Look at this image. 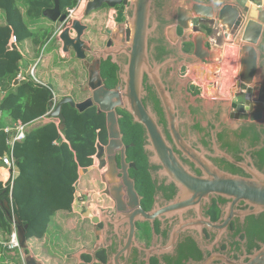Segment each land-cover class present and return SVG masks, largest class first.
<instances>
[{
  "label": "flooded vegetation",
  "instance_id": "1",
  "mask_svg": "<svg viewBox=\"0 0 264 264\" xmlns=\"http://www.w3.org/2000/svg\"><path fill=\"white\" fill-rule=\"evenodd\" d=\"M197 1L200 0H185V3ZM174 2L154 0L151 19L152 24L157 23V27L150 38L149 49L153 62L162 63L172 57L177 58L166 64L162 70V77L174 100L180 138L173 136L165 107L156 87L147 76L144 79L143 103L156 117L177 158L192 173L202 176L203 170L183 149L184 144L203 153L220 169L231 172L229 170L234 168L236 173H231L248 176L243 168L224 157L216 156V146L236 162L248 165L252 163L259 169L254 151L264 144V133L259 139L262 145L253 146L251 140L255 138V128L251 127L249 131L247 128L252 124L257 126L259 131L264 129V51L259 52L257 56L258 66L252 81L254 83L247 85L240 79L242 52L246 46H239L241 54L238 57L240 64L236 74L237 83L226 91V84L221 86L217 81L218 94L215 97L207 96L204 85L187 75L188 68L182 64L185 60L183 54L190 51L189 45L183 44L180 48H175L170 42L169 32L175 27L174 18L178 11ZM124 7L125 5L115 8L104 6L95 15L92 12L86 21L89 24L88 32L95 39L101 38L102 41L108 39L106 30L110 28L104 25L103 30L97 29L100 23L105 24L109 19L111 10L116 11L115 17L118 10H127L128 7ZM126 15L129 16L130 13L127 11ZM127 19L126 17L124 20L125 24ZM182 31L178 26L175 34L181 35ZM218 31L219 35L221 33L222 35L216 39L215 46L217 44L220 46L224 39L227 42H236L235 38L223 36L224 29ZM92 43L94 45L95 40ZM206 46L212 50L214 43L208 42ZM245 56L249 57L248 52ZM89 59L92 60L93 57ZM121 61L125 62V58L122 57ZM201 63L209 62L204 60ZM118 78L117 87L121 82L119 70ZM119 109L124 107L118 108L117 114ZM258 110L261 117L253 120L252 116L256 117ZM132 120L142 127L144 137L142 150L130 149L136 146L135 143H125L121 133L123 145L116 150L112 166L109 167L108 163H105L102 168L100 167L107 154L104 152L97 158L99 152L97 150L93 168L81 176L85 199L88 204L96 203L91 210L87 209L95 217L100 218V222L93 223L90 218H84L86 210H83L79 216L75 215L79 218V227L74 237L86 243L85 247L90 250L97 243L103 244L96 252L95 261L89 254L83 256L85 263L116 264V256L119 253H122L119 257L121 264H226L223 260L216 259V255L223 256L229 261L247 262L249 256L264 243V213L244 217L235 215L227 226L218 228L216 225L221 226L225 222L230 201L215 193L209 195L207 199L194 200L177 211L165 212L170 204L181 197L179 196L181 188L171 180L170 174L165 173L162 165L152 161L153 153L146 147L149 143L146 129L142 124L135 122L133 117ZM240 135L247 137L240 138ZM107 144L108 141L104 145ZM229 149H236V152L232 153ZM231 164L235 167H231ZM112 187L119 193L125 208L119 209L118 200L111 195ZM134 200L137 204L131 208L130 202ZM247 209L248 205L244 202L235 206L237 211ZM135 210L150 213L152 217L144 219L136 216L133 229L128 215ZM131 235L133 236L131 246L127 250L126 244ZM102 254L106 256L105 261L101 260Z\"/></svg>",
  "mask_w": 264,
  "mask_h": 264
},
{
  "label": "water",
  "instance_id": "2",
  "mask_svg": "<svg viewBox=\"0 0 264 264\" xmlns=\"http://www.w3.org/2000/svg\"><path fill=\"white\" fill-rule=\"evenodd\" d=\"M85 1L88 3L84 18L104 6L115 8L123 6L126 2L128 8L126 11H117L114 17L116 26L106 30L108 39L102 50H96L92 41L85 39L89 24L84 23L83 19L67 21V14L61 10L60 0H55V6L44 11V16L50 21L63 25L56 36L61 42L62 51L69 55L74 53L77 59L84 62L88 70V82L84 89L91 94L80 102H76L72 96H64L58 103L53 100L50 103L51 111L48 113V117L60 120V129L63 130L66 127V118L63 114L65 104H70L81 112L89 107L97 106L99 114L106 116L108 132V144L106 146L101 143L98 144L97 158L106 152L107 157L102 160L100 167L102 168L105 163L111 167L116 150L123 145L117 109L124 107L135 122L145 127L149 142L146 147L153 153L152 161L162 165L165 173L170 174L171 180H174L181 188L179 194L181 197L170 204L164 210L165 212L177 211L194 200L207 199L209 195L215 193L230 201L225 222L221 226L216 225L218 228L227 226L235 215L244 217L264 213V172L252 163L248 165L236 162L230 155L216 146V156L224 157L231 163L243 168L248 176L233 174L213 165L203 153H199L184 144L183 149L187 151L192 161L203 170L202 176L195 175L177 158L162 128L158 125L156 117L145 107L143 92L144 79L147 76L151 84L156 87L165 107L173 136L177 139L180 138L174 100L162 77V70L166 64L169 61H175L177 58L172 57L159 63L153 62L150 56L149 41L157 27V23L152 24L151 19L154 0ZM174 1L175 9L178 8V11L174 18L175 27L169 32V39L175 48H180L183 44L189 45L190 51L183 54L184 58H182L185 60L182 64L188 68L187 75L204 85L205 94L209 97H215L218 94L219 85H216L217 81L220 82L221 86L226 84V91L237 83L236 74L240 64L238 57L241 54V46L246 47L242 52L240 79L247 85L254 83L252 81L257 71V56L259 52L264 51V0H200L188 4L185 3V0ZM127 11L130 13L129 16L126 15ZM126 17L128 18L127 24L124 23ZM178 26L183 30L181 35L175 34ZM219 29H224L225 35L223 36L235 38L236 42L231 43L224 39L220 46L218 44L215 46L216 39L222 35V33L219 35ZM208 42L214 43L212 50L207 48ZM246 52H248V58L245 56ZM89 57H93V59L90 60ZM122 57L125 58V62L121 61ZM108 60L119 68L121 80L119 87L108 88L102 77V62ZM204 60L209 63L202 64L201 62ZM18 82L19 79L16 80L15 84ZM221 90L225 93L224 89L221 88ZM258 111L255 114L256 117L252 116L253 120L261 117V112ZM248 161L251 162L250 159ZM0 167H4L1 160ZM92 168L93 166L82 168L80 176ZM111 191V195L118 200L119 209L125 208L119 193L115 191V187H112ZM240 202L248 205V209L245 211L235 210V206ZM136 204L137 202L134 200L130 202V207L134 208ZM4 205L7 215L17 225L21 249L28 250V225H22L11 214L8 201H5ZM85 210L84 218H90L93 223L100 222V218L95 217L89 209ZM136 216L144 219L152 217L150 213L135 210L128 215L133 229ZM113 223L117 224V222ZM132 238V235L128 238L127 250L131 246ZM102 246V243H97L92 250L88 251L93 256L94 261L96 252ZM121 254L116 256V264H121L119 262ZM216 259H221L226 264H264V243L249 256V260L245 263L229 261L218 255H216ZM24 260L25 264H45L31 251L26 253Z\"/></svg>",
  "mask_w": 264,
  "mask_h": 264
},
{
  "label": "trees",
  "instance_id": "3",
  "mask_svg": "<svg viewBox=\"0 0 264 264\" xmlns=\"http://www.w3.org/2000/svg\"><path fill=\"white\" fill-rule=\"evenodd\" d=\"M78 3L79 0H60L61 10L67 13ZM54 6L55 0H0V10L6 16V22L0 23V113H6L4 118L0 117V128L17 122L29 126L25 139L14 144L18 174L12 188L9 181L0 180V232L7 240L14 222L6 213L5 201L10 204L11 214L22 225H28L27 239H43L60 212L73 211L80 170L94 164L98 144L108 141L106 116L99 114L97 106L81 112L65 104L66 127L63 130L60 129L61 121L56 118L41 121L51 111L50 103L53 100L58 103L64 96L40 79L37 70L33 77L24 67L27 56L41 58L49 43L57 39V28L48 25L51 21L44 16V11ZM87 20L85 17L84 21ZM13 36L17 41L10 47ZM23 69L25 73L20 77ZM118 70L110 60L102 62L101 74L108 88L118 86ZM17 79L19 82L15 84ZM85 94L83 91L78 98L72 97L80 102L86 99ZM118 115L124 142L135 143L130 149L142 150V127L133 123L126 110L119 109ZM251 127L255 128L251 144L262 145L259 139L264 129L259 131L251 124L247 131ZM9 137L11 134L0 131V157L10 151ZM246 137L240 135V138ZM229 151L235 153L236 149ZM254 155L259 169L264 171V144ZM231 167L235 166L231 164ZM229 171L236 173L234 168ZM25 253H29V249ZM101 260H106L104 254Z\"/></svg>",
  "mask_w": 264,
  "mask_h": 264
},
{
  "label": "crops",
  "instance_id": "4",
  "mask_svg": "<svg viewBox=\"0 0 264 264\" xmlns=\"http://www.w3.org/2000/svg\"><path fill=\"white\" fill-rule=\"evenodd\" d=\"M252 3V2H251ZM86 5L83 4L79 8V12L77 14V17L79 19L84 18V12H85ZM114 10L110 11V17L108 20H106L105 24L100 23L99 28L97 31L103 30L102 27L105 28L108 27L110 29H113L116 26V23L114 21ZM6 22V16L3 12L0 10V23ZM84 23H87L84 21ZM48 25H51L55 28H58L60 26L59 23H54L51 21V23L48 22ZM105 25V26H104ZM96 27V26H95ZM57 30V29H56ZM85 39L88 41H94V48L96 50H102L105 46L104 43L107 39H104V41L100 39H95L91 33L87 32ZM94 39V40H93ZM57 41V42H56ZM43 54V53H42ZM41 54V55H42ZM32 55V54H28ZM27 61L25 62V70L29 71L28 69L38 63L37 65V73L40 79H42L45 82L50 83L54 89L55 92H57L58 95L62 96H73L74 98H78L83 91L86 92V98L90 96V92L85 90L84 87L87 85L88 82V70L86 69L84 62L77 60L75 58L74 53L66 54L62 51V45L59 40L53 39L49 45L47 50L44 52L43 57L41 56V61L37 60L39 57L34 56H27ZM23 69V71H25ZM4 113L2 112V115ZM49 117H44L43 120H48ZM58 121V120H57ZM0 180H3L7 182V179L2 175V171L0 170ZM75 207H73V211L71 213L69 212H60L56 217L57 219L63 218V216H67V218L74 217L76 218L77 225H74L73 227L68 226V221L60 227V231L58 232V236L60 239H57V245L58 249H55V258L60 261V263L52 262L50 264H86L83 260V256L86 254H89L88 251L89 248L85 247L86 243L77 240L74 237V234L77 231V228L79 227V218L75 215L79 216V210L80 208H77V206L74 204ZM60 217V218H59ZM53 223H56V221L53 220ZM68 223V224H67ZM4 236V234L0 233V237ZM48 236V235H47ZM45 236L43 239L33 238L31 240H28V246L29 251L35 254L37 258L44 261L43 257L37 255L36 252L40 250L38 247L39 244L37 242H41L46 239ZM38 244V245H36ZM70 245V249H68V246ZM52 248V244L50 245ZM42 249V248H41ZM17 251H10L7 253L8 256L5 254L0 253V264H20L18 261V257L15 254ZM21 254V258L23 259L22 252L18 251ZM23 253L26 256L25 251L23 250ZM90 255V254H89ZM47 259V258H45ZM12 261V262H11ZM25 260L23 259V264ZM45 264L46 261H44Z\"/></svg>",
  "mask_w": 264,
  "mask_h": 264
},
{
  "label": "built area",
  "instance_id": "5",
  "mask_svg": "<svg viewBox=\"0 0 264 264\" xmlns=\"http://www.w3.org/2000/svg\"><path fill=\"white\" fill-rule=\"evenodd\" d=\"M87 3H88V1L79 0V3H78L77 7L68 9V11L66 13L67 14V21L68 20H72V19H79L77 17V14L79 12V8L83 4H85L86 7H87ZM124 5L126 7V2H124ZM86 7H85V9H86ZM62 26L63 25H60L57 28V32L55 34L56 36L59 34L60 30L62 29ZM16 41H17V38L15 36H13L11 38L10 47L13 46L14 44H16ZM40 59L41 58H39L37 60H40ZM37 64L38 63H36L35 65L31 66L28 69L29 70L28 72L33 77H35V75H36ZM22 72L23 73L20 75V77H22L23 74L25 73V71H22ZM0 117H3L2 112L0 113ZM46 117H48V116H46ZM28 128H29V126L27 124L22 123V122H17L13 126L4 125L3 127L0 128V131L3 130L6 133L11 134V137H9L7 139V144L9 146V148H10V151L8 153H6L3 157H0L1 162L4 165V167H0V170L2 171V175L7 179V181L10 182L11 188L13 186L14 179H15V177L18 174V168L15 165L16 163H15V160H14V144L17 141H21V140L25 139L26 133L28 131ZM81 181H82V177L80 176V178H79V180H78V182L76 184L77 190H76L74 204L77 206V208H80L83 211V210H85L87 208H89V209L93 208V206H92V203L88 204V201L85 199V192H84L85 188L83 186V182L81 183ZM73 207H75V206L73 205ZM13 222H14L13 223V231H12L10 237H9V240L7 242H5V243L3 242L2 246L5 249L11 250V251L20 250V252H22L23 259H25V254L23 253V249H21L20 242H19V237H18V233H17V225H16L14 220H13Z\"/></svg>",
  "mask_w": 264,
  "mask_h": 264
},
{
  "label": "rangeland",
  "instance_id": "6",
  "mask_svg": "<svg viewBox=\"0 0 264 264\" xmlns=\"http://www.w3.org/2000/svg\"><path fill=\"white\" fill-rule=\"evenodd\" d=\"M1 12L4 13V11H2V10H1ZM43 55H44V53L41 56H43ZM5 116H6V113L3 114V118ZM83 175H84V173H83ZM92 206L93 207L96 206V203H92ZM78 210H79V214H80L82 212V209H78ZM56 218L54 220V221H56V223H53V225L51 226V228L47 234L48 236L46 237V239L41 241V242H37L39 244L38 247L40 248V250L36 253H37V255L40 256V258L42 256L44 261H46V263H48V264H50L52 262L60 263V261L55 258V249L56 248L58 249L57 239L58 240L60 239L59 237H57L58 232L60 231V227L62 225H64L67 221L69 223V224L67 223L69 227H73L74 225H77L76 218H74V217H71L69 219V218H67V216H63V218L59 217L60 219H57V220H56ZM7 241L8 240L5 238V236L0 237V253L5 254L6 256H8L7 253L10 252L11 250L5 249L2 246V243L3 242L5 243ZM38 244H36V245H38ZM51 244H52V248L50 247ZM68 249H70V245L68 246ZM14 251H17L15 254H17L16 256L18 257V261L20 262V264H23V259L21 258V254L18 252L20 250H14ZM45 258H47V259H45Z\"/></svg>",
  "mask_w": 264,
  "mask_h": 264
}]
</instances>
